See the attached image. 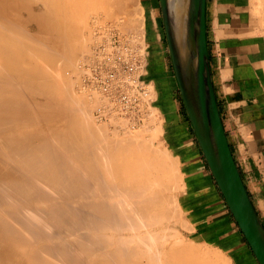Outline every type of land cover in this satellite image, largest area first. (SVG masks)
<instances>
[{"label":"bare ground","instance_id":"6f19581e","mask_svg":"<svg viewBox=\"0 0 264 264\" xmlns=\"http://www.w3.org/2000/svg\"><path fill=\"white\" fill-rule=\"evenodd\" d=\"M168 1L181 54L190 59L187 32L192 0ZM259 2L264 19V0ZM133 3L137 6H130ZM138 4L135 0H0V264L222 261L210 254L213 249L205 251L202 244L189 243L177 228L183 212L180 197L168 192L187 187L178 155L141 138L144 128H135L140 129V137L125 136L131 130L119 137L113 125L112 130L105 126L121 123L114 113L109 124H97L92 109H102L104 100L99 104L94 99L97 91L91 95L83 80L82 86L79 82L82 70L77 63L84 51L92 52L89 44L101 41L96 28L108 31L104 27L115 20L104 22L121 14L125 20L133 7L137 17L128 16L120 25L125 29L116 28L122 33L131 30L133 37L140 34L143 43L136 41L146 67L159 79L154 86L143 78L157 99L152 118L150 112L146 115L157 123L153 130L166 132L168 120L162 116L174 114L162 73L165 52L160 46L147 47V40L158 39L159 29L153 21L145 22L147 8ZM132 30L137 31L135 36ZM159 143L166 146L165 141Z\"/></svg>","mask_w":264,"mask_h":264},{"label":"crops","instance_id":"0c3cea01","mask_svg":"<svg viewBox=\"0 0 264 264\" xmlns=\"http://www.w3.org/2000/svg\"><path fill=\"white\" fill-rule=\"evenodd\" d=\"M260 2L207 0L206 25L211 71L224 129L264 226V19L261 22ZM150 43L160 46L156 40ZM163 61L166 93L173 101L170 111L174 115L162 116L168 120L162 139L183 166L187 187L178 196L184 217L193 228L191 233L225 251L236 264H257L204 158L181 102L175 76L168 69L165 57ZM151 74L154 75L152 70ZM155 77L152 81L156 85L159 79Z\"/></svg>","mask_w":264,"mask_h":264},{"label":"water","instance_id":"95a60500","mask_svg":"<svg viewBox=\"0 0 264 264\" xmlns=\"http://www.w3.org/2000/svg\"><path fill=\"white\" fill-rule=\"evenodd\" d=\"M169 54L186 113L204 158L254 257L264 264V226L234 160L216 96L208 51L207 0H192L183 58L169 1L160 0ZM196 59V61H193Z\"/></svg>","mask_w":264,"mask_h":264},{"label":"built area","instance_id":"2783aa9c","mask_svg":"<svg viewBox=\"0 0 264 264\" xmlns=\"http://www.w3.org/2000/svg\"><path fill=\"white\" fill-rule=\"evenodd\" d=\"M145 67L141 46L118 29L93 48L80 68L84 85L98 91L105 101L101 116L114 113L133 127L144 121L150 98L142 77Z\"/></svg>","mask_w":264,"mask_h":264},{"label":"rangeland","instance_id":"374dc122","mask_svg":"<svg viewBox=\"0 0 264 264\" xmlns=\"http://www.w3.org/2000/svg\"><path fill=\"white\" fill-rule=\"evenodd\" d=\"M138 2L139 4H138V6H140L141 5V7H144L146 10H145V12H144V14H143V17H144V19H145V22H150V20L151 21H153L154 22V24L156 25V28H157V30L159 31L158 32V39H153V40H156V42H158L159 44H160V47H162V49H163V51L165 52V55H164V57H165V59H166V62H167V65H168V69H170V70H172V72H173V74H174V76H175V73H174V69H173V66H172V62H171V57H170V54H169V51L167 50L168 49V44H167V40H166V35H165V29H164V24H163V19H162V13H161V7H160V0H135V2ZM146 1H149V2H146ZM137 3H133V4H131L130 6H137L136 5ZM148 5V6H147ZM135 8V7H134ZM130 9V11L132 10V12H133V7H130L129 8ZM135 9H137V8H135ZM151 10V11H150ZM135 11V10H134ZM129 13L127 16H126V19L125 20H128V19H134L135 17H137V15L135 16V15H133L134 13ZM100 14V15H99ZM131 14V15H130ZM122 15V14H121ZM121 15L120 16H116V17H113V18H111V20L109 21V19L107 20V22H104L105 24L107 23V25L109 24V22H112V20L114 21V24H115V26H114V24L113 23H110L112 26H110V24L108 25V26H106V27H104V28H109L108 29V31H104L103 33H101L103 30H100V29H103V28H96L97 30H95V34L97 35V36H100V40L101 41H104V39H106L107 37H108V34L109 33H111V31H113L112 29L114 28V30H116V29H118V28H116V27H120V25L122 26V24L125 22V20H124V18H125V16H124V14L122 15V16H124V17H122L121 18ZM93 16V15H92ZM90 17L89 19H90V21L93 19V17L95 16H93V17ZM96 16H99L100 18L103 16V14H101V13H98V14H96ZM129 16V18L127 19V17ZM131 16H132V18H131ZM134 16V17H133ZM153 16V17H152ZM117 17H118V19H123V20H121L120 19V22H117L118 20H116L117 19ZM146 17V18H145ZM114 18H116V19H114ZM147 18H149V19H147ZM152 18H153V20H152ZM103 19V18H102ZM102 19H101V21H102ZM149 20V21H148ZM121 21H123V23L121 22ZM117 22V23H116ZM104 24V25H105ZM158 24V25H157ZM119 25V26H118ZM120 28H123V29H125L124 28V26L123 27H120ZM119 28V29H120ZM111 29V30H110ZM98 30H100V32L98 31ZM105 30H107V29H105ZM120 31H122V29L120 30ZM126 31H127V29L126 30H124V32L126 33ZM128 31H131V30H128ZM127 31V34L126 35H128V36H130L131 34H132V32H128ZM133 31V30H132ZM99 34H101V35H98V33ZM123 32V33H124ZM135 32H137V31H135ZM135 32L133 31V34H134V36L137 34V37L135 36V37H133V35L131 36V37H133V38H135V40H137V38H138V40H139V37H140V34L139 33H136L135 34ZM107 34V36H106V34ZM124 33V34H125ZM131 33V34H130ZM103 34H105V35H103ZM102 36V37H101ZM103 36H105V37H103ZM137 40V41H138ZM151 40L152 39H149V40H147L146 41V45H147V47H150L149 48V50H151V44L152 43H150L151 42ZM96 41V42H95ZM95 41H93L94 42V44H93V42L91 43V44H89V49L88 50H92L93 48H94V46H96V45H98L101 41H98V39L97 40H95ZM139 41H141V39L139 40ZM138 41V42H139ZM99 42V43H98ZM142 42V41H141ZM148 42V43H147ZM143 43V42H142ZM94 46H93V45ZM144 45V44H143ZM142 45V46H143ZM142 48V47H141ZM86 51H84V57H86V55H88V53L87 52H90V51H87L86 53H85ZM81 54V55H82ZM82 55V56H83ZM84 57H82V59H84ZM82 59H81V61H82ZM81 61H79L78 63H77V66L79 67L80 65H78V64H80V62ZM77 67V68H78ZM147 68H150V66H147L146 67V69L144 70V72H147V74L145 75V73L143 74L142 73V77L145 79V78H148L147 80L149 81V83H151L152 85H154L155 86V83L152 81V77H154V75L152 74V75H150L151 74V72L147 69ZM80 68H78V70H79ZM76 73H80L81 72V70L79 71V72H77V70L75 71ZM75 73V74H76ZM75 74H72V76H73V79H75L76 81H77V79H78V75H75ZM80 77L79 78H82V72L80 73ZM75 76H78L77 78H75ZM175 79H176V77H175ZM78 81H79V79H78ZM80 83H78L77 82V84H80L81 86H82V79L79 81ZM153 82V83H152ZM90 90H91V95H93V93H92V90L93 89H91V88H89ZM94 91V90H93ZM96 91V90H95ZM179 93H180V91H179ZM89 94V95H90ZM99 96H98V95ZM97 94L95 93L94 95L96 96H98V97H95L94 98V96H92V100H93V98L94 99H98L97 100V102H99V104L101 103V102H103V98H102V96L99 94V92L97 91ZM101 96V97H100ZM88 97V96H87ZM150 97L151 98H149L150 100L148 101L149 103V108H148V112H147V110H146V113H149L150 112V114L152 113V108L153 107H155L156 106V97H153V95L151 96L150 95ZM152 97H153V99H152ZM91 98V97H90ZM155 98V99H154ZM103 99V100H102ZM180 99H181V96H180ZM101 100V101H100ZM89 101H90V99H89ZM96 101V100H95ZM181 102H182V100H181ZM104 103H105V101L103 102V106H102V108L104 107ZM183 104V103H182ZM92 105V104H91ZM220 108V107H219ZM98 109V108H97ZM94 110V108L92 109V113H93V115L92 116H94V117H96L97 115V117H96V119H97V121L98 122H96L97 124H102V122H103V124L104 123H108L109 124V120H111L112 118H111V115L113 114V113H108V115H106L105 117L104 116H101V115H99V113L100 112H98V111H100V110ZM150 109H151V111H150ZM94 110V111H93ZM97 114V115H96ZM110 114V115H109ZM153 114V113H152ZM152 114H151V118H152ZM148 115L149 114H147L146 115V117H145V124H144V121H143V123H140V124H138L137 126H134V130H132L133 129V126H130L131 124L129 123V122H127L126 121V124H124V120H123V118H119V116L117 115L116 116V114H113L112 116H116V118L117 119H120L121 120V123H119V122H115V121H113V123L111 124V125H105V126H107V127H109L111 130L112 129H114V128H112V125L115 127V129L114 130H116V135H117V133H119L118 135H119V137H122L123 136V133L124 132H130V130L132 131L131 133H125V136H139L140 137V135L141 134H139V132H140V129L139 130H137L138 131V134L136 133V135L134 134L135 132H137L136 131V129H138V128H141V130H143V128L144 129H146V130H143V132L144 133H142V135H141V138L143 137V138H146V140H151V141H149V142H151V144L155 147H157L158 145V147L159 148H167V146H160V143L159 142H161V141H163L164 142V140L162 139V137H163V134L161 133H159V132H156L155 130H153V126L152 125H154V126H156L157 125V123L156 122H154V124H153V122L151 123V121L150 120H152V119H150V115H149V118H148ZM99 116H101V117H99ZM94 117H93V119H94ZM106 117H109V118H106ZM100 119V121H99V119ZM111 118V119H110ZM147 118H148V120H147ZM109 119V120H108ZM146 120L147 121H149L150 123H148L147 122V126H148V129H150L149 130V132H148V129H147V126H145L146 125ZM106 121V122H105ZM123 121V122H122ZM101 122V123H100ZM111 122H112V120H111ZM106 123V124H107ZM123 123V124H122ZM115 124V125H114ZM117 124V125H116ZM122 124V126H124V128L121 126L120 127V125ZM143 124V125H142ZM156 124V125H155ZM127 125V126H126ZM141 125H142V127H141ZM151 126V127H150ZM127 127H128V129H129V131H128V129H127ZM130 127V128H129ZM138 127V128H137ZM136 128V129H135ZM121 129V130H120ZM124 129V130H123ZM126 129V130H125ZM118 131V132H117ZM120 131V132H119ZM122 131H124V132H122ZM133 131H134V133H133ZM113 132V131H112ZM141 133V132H140ZM113 133H110V135H112ZM120 135H122V136H120ZM152 135V136H151ZM125 136H123V137H125ZM148 136H150L149 138H148ZM153 138V140H152V138ZM148 138V139H147ZM151 138V139H150ZM168 149V148H167ZM169 194H174V195H179V193L180 192H178V191H176V189H174L172 192H168ZM181 206V205H180ZM181 211H182V209H181ZM181 214L178 216V218H177V220H179V224H178V227L177 228H179V230L181 231V233L183 234V236H184V238H186L187 239V241L190 243V241H191V243L193 242V244H196V245H200V244H202V249L203 250H205V251H208V249H209V251L211 252V250L213 249L214 251H212L210 254L214 257V258H218V256H219V259H221L220 261L222 262V264L223 263H226V261H227V259H228V263L230 264H236L231 258H230V256L225 252V251H223L222 249H220V248H218L217 246H215V245H212V244H210V243H208V242H205V241H202V240H200L198 237H195V235H193L192 233H191V228L188 230V228H189V223L187 222V220L185 219V217H184V214H183V212H180ZM183 221H184V224H182L183 223ZM186 222V223H185ZM180 224L184 227L185 225L186 226H188V228L187 229H185L186 227H184V228H182L181 226H180ZM193 231V230H192ZM188 236V237H187ZM185 239V240H186ZM206 243V244H205ZM206 245H208V246H206ZM201 246V245H200ZM206 246V247H205ZM208 248V249H207ZM211 248V249H210ZM219 252V253H218ZM222 253V254H221ZM220 256H222L221 258H220ZM254 256V255H253ZM223 257H224V259H223ZM254 259H255V261H256V263L257 264H259L258 262H257V260H256V258L254 257ZM221 262H220V264H221Z\"/></svg>","mask_w":264,"mask_h":264}]
</instances>
